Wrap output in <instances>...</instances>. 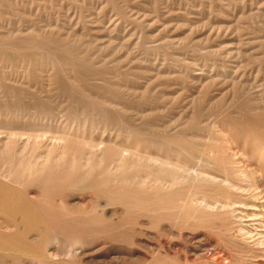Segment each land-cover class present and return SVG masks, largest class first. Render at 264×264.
I'll list each match as a JSON object with an SVG mask.
<instances>
[{"label":"bare ground","instance_id":"bare-ground-1","mask_svg":"<svg viewBox=\"0 0 264 264\" xmlns=\"http://www.w3.org/2000/svg\"><path fill=\"white\" fill-rule=\"evenodd\" d=\"M33 31L0 33L2 51L42 50L52 59L48 81L61 84L55 65H66L64 87L77 92L80 102L83 97L91 101L76 68L82 63L63 60L64 53L76 57L68 34ZM6 92L0 90L1 264H17L18 257L36 264H134L149 262V253L170 257L166 264H264V128L250 135L233 119L214 123L219 144L213 147L211 132L169 135L145 119L132 125L122 108L113 106L105 112L103 127L117 122L114 127L123 128L127 137L97 140L86 137L85 124L56 123L61 113L51 96ZM259 114L264 119V110ZM239 134L254 140L252 148L241 146ZM93 216L95 225L89 224ZM122 226L136 233L129 241L106 234ZM222 231L224 241L212 235ZM72 241L82 252L75 259L66 255Z\"/></svg>","mask_w":264,"mask_h":264},{"label":"rangeland","instance_id":"rangeland-1","mask_svg":"<svg viewBox=\"0 0 264 264\" xmlns=\"http://www.w3.org/2000/svg\"><path fill=\"white\" fill-rule=\"evenodd\" d=\"M0 23L3 35L19 32L26 35L33 30H38L33 31L36 33L51 31L62 38L68 34V44L74 47L76 57L72 59L64 53L63 60L82 63L76 68L93 94L89 95L91 101L83 97L80 102L77 92L64 87L67 78L63 67L66 65L59 68L55 65L57 71H53L61 84L49 82L50 73L46 70L52 59L38 49L3 52L0 47V90L5 89L12 95L19 91L28 97L43 95L47 99L51 96L53 101L48 100L62 114L55 122L85 124L86 137L97 140L127 137L123 128L114 127L117 122H112V128L103 127L105 112L113 106L121 107L125 121L132 125L145 119L169 135L180 131L211 132L215 137L211 141L213 147L219 144L216 126L226 124L229 119L242 126L246 134L260 133L264 128V119L259 114L264 110V0H0ZM108 36L114 39L106 38ZM81 112H84L82 116ZM238 137L244 148L255 144L251 137L245 139L242 134ZM68 180L75 179L70 176ZM97 220L93 216L89 224L95 225ZM106 232L122 242L136 234L128 226H122L114 235L110 230ZM218 234L212 235L224 241V231ZM228 241L225 242L230 245ZM71 243L73 246H68L66 255L75 259L82 252L79 243ZM97 248L99 245L92 249ZM149 255L153 256L149 262L136 260L133 263H171L170 257ZM3 261L0 258V264ZM16 261L17 264H36L21 257Z\"/></svg>","mask_w":264,"mask_h":264}]
</instances>
